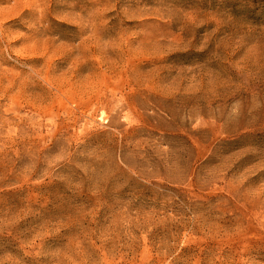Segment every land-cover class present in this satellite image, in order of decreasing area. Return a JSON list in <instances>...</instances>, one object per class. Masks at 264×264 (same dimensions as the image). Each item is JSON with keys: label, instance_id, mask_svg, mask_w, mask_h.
I'll use <instances>...</instances> for the list:
<instances>
[{"label": "rangeland", "instance_id": "374dc122", "mask_svg": "<svg viewBox=\"0 0 264 264\" xmlns=\"http://www.w3.org/2000/svg\"><path fill=\"white\" fill-rule=\"evenodd\" d=\"M0 264H264V0H0Z\"/></svg>", "mask_w": 264, "mask_h": 264}, {"label": "trees", "instance_id": "16d2710c", "mask_svg": "<svg viewBox=\"0 0 264 264\" xmlns=\"http://www.w3.org/2000/svg\"><path fill=\"white\" fill-rule=\"evenodd\" d=\"M242 136L244 135H241L239 138L237 139H232V140H224L220 143V146H221V149L222 151H228L230 150L231 148H236V145L237 143L239 142L240 138H242Z\"/></svg>", "mask_w": 264, "mask_h": 264}]
</instances>
